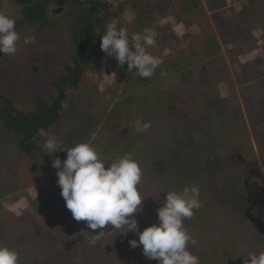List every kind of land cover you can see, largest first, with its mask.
<instances>
[{"label":"rangeland","instance_id":"obj_1","mask_svg":"<svg viewBox=\"0 0 264 264\" xmlns=\"http://www.w3.org/2000/svg\"><path fill=\"white\" fill-rule=\"evenodd\" d=\"M139 1L145 7L139 5L136 11L125 6L119 27L130 35L151 28L165 44L169 41L165 45L160 39L156 48L148 49L160 60L150 79L138 77L135 69L129 72L127 64L121 67L114 58L102 57L72 90L60 119L23 148L21 137L7 132L0 122V246L22 248V264H158L144 257L142 246H130L131 239L139 238L132 232L117 230L95 245L88 243L84 237L91 233L86 231L95 234L100 229L91 230L85 221H76L66 208L51 163L55 156L66 159L67 153H43L49 134L58 135L66 147L91 142L104 157L114 160L131 153L139 161L143 168L139 188L145 196L136 214L141 232L159 224L157 209L166 192L194 184L200 187L202 206L184 226L197 241L190 247L200 264H244L243 256L235 258L242 248L257 254L264 251V236L245 217L248 172L236 159L241 155L245 164L255 162L259 173H264V86L258 73L252 79L249 76L247 84L242 74L250 61L262 56L264 16L255 13L240 21L259 39L260 47L237 54L231 49L236 42L230 32V20L236 17L234 3L201 0L212 28L187 38L188 44L195 42L190 50L201 49L204 54L201 61L190 55L189 64L177 55L171 37L174 33L184 36L186 30L176 24L185 25L193 18L177 2ZM163 3L167 7L162 8ZM69 8L64 0L51 7L49 16L59 18L56 29L41 30L39 23L16 27L20 33L17 54L9 57L2 52L0 95L21 112L34 110L39 100L48 102L55 93L53 82L67 73L74 52L69 34L74 10ZM52 10L60 11L53 17ZM0 11L23 20L22 7L14 0H0ZM170 17L173 20L164 26ZM158 47H165L164 51ZM253 64L256 72L258 66ZM252 111L260 116L258 120L251 121ZM137 119L150 122V127L138 131ZM105 230L113 227L105 226Z\"/></svg>","mask_w":264,"mask_h":264},{"label":"clouds","instance_id":"obj_2","mask_svg":"<svg viewBox=\"0 0 264 264\" xmlns=\"http://www.w3.org/2000/svg\"><path fill=\"white\" fill-rule=\"evenodd\" d=\"M16 17L0 11V52L13 57L18 52L20 33L16 28ZM142 41V42H138ZM28 42L27 40L25 41ZM156 46L154 30L145 28L143 34L130 35L118 21L107 23L100 47L107 57L114 58L119 66L127 64V70L138 77L150 79L157 71L160 60L148 49ZM165 73L161 72L163 76ZM138 131L147 130L150 122L137 119ZM44 154L54 156L66 151L67 158L55 156L51 167L57 170V185L66 208L76 221H85L91 230L100 229L85 236L90 245H95L106 234L121 230V234L132 232L138 239H131L132 248L142 246L148 260L158 264H200L198 255L191 251L196 239L184 226V221L195 215L201 206V191L198 185H185L179 190L166 192V198L157 209L159 224L139 229L136 214L142 210L145 196L139 185L143 179V168L131 153L116 159L102 156L91 142L66 147L56 134H49L42 145ZM110 161V163H107ZM107 164V166H106ZM111 225L112 231L105 230ZM244 264H264V251L259 254L247 247L241 249ZM0 264H22L20 253L8 246H0Z\"/></svg>","mask_w":264,"mask_h":264},{"label":"trees","instance_id":"obj_3","mask_svg":"<svg viewBox=\"0 0 264 264\" xmlns=\"http://www.w3.org/2000/svg\"><path fill=\"white\" fill-rule=\"evenodd\" d=\"M14 1L22 7L23 15L22 21H16V27L22 26L25 23H28L31 26H34L35 24L38 26L37 23H39L38 27H40L41 30H44L47 27H52L54 29L57 28L59 18L53 19L49 16V13L51 12V7L61 0ZM170 1L177 2L183 10V13L193 18V21L195 18L194 23L192 20L186 23L189 27H186V24H180L179 26L178 23L176 24L178 29L184 28L186 32L184 36L179 33L173 34L171 39L176 41L174 50L178 51L177 55H179V53L181 54V59L184 63L188 62L190 64V62L187 61L190 59V55L201 61V56L203 54L201 49H194L195 51L190 50V48H194L195 42L193 40L192 44H188L187 40L189 36L192 38L193 34L198 31L208 33L210 32L209 29L212 28L209 20L206 18L201 0ZM261 1L262 0H232L234 3L232 10L236 13V17L233 16L230 20L232 23L230 32L236 35V42L232 44V48L230 46H228V48L233 49L237 54H246L254 51L260 44L258 43L259 39L253 38L251 30L242 26L240 21L245 17H250L247 19H251V15H254L255 13L261 15V18L263 19L264 5L261 4ZM64 2L67 6L71 7L69 9L74 10L71 15L72 24L69 28V34L74 44V52L72 53L71 61H69V65L66 68V75L52 84L55 89L53 97H51L48 102H42L39 100L40 103H38L32 111L21 112L12 105L10 100L5 99L0 95V122L7 132L21 137L20 146L22 148L27 142L37 137L41 132L49 129L50 126L60 119L61 113L72 93V90L78 87L85 71L91 66H94V63L98 62L99 58L102 59V57H107L106 53L103 52L100 47L102 33L105 32L107 23L111 22L112 19H116L118 21V26H120V17H123V12L126 7H131L133 10L140 11L139 8L144 6L139 0H64ZM139 5L141 6L139 7ZM161 5L162 8L167 7L165 3ZM52 15L55 17V12L53 10ZM258 19L260 21V18ZM161 20L162 18L160 17V22ZM167 20H173V17L165 19L163 24ZM175 21H172V24L170 23V25H175ZM254 21H256V19H254ZM263 22L264 20L262 21V27L264 28ZM222 23L225 22L222 21ZM206 24L208 25L205 26ZM173 29L176 30L177 28L173 27ZM161 38L159 35H155V41H158ZM160 42L161 44H165L166 40L161 39ZM168 43L169 41H167V44L165 45H168ZM260 45L264 47V42ZM248 46L249 50H247ZM213 47H215V50L214 48L212 49L217 53L216 46ZM164 48L165 47H158L157 49L164 51ZM254 62H256L258 66L256 72L253 71ZM254 62L250 61L249 64L243 68L242 74H244V84L249 83V79H252L251 76L253 73H258L257 77L260 76L259 78L264 86V50L262 56L254 59ZM249 76L250 78L248 79ZM216 93L218 94L217 91ZM221 101L223 100L221 99ZM259 117L260 116H258L257 113L255 114L252 111L251 121H256ZM159 170H161L160 167ZM18 252L22 253V248H20ZM116 264L118 263L116 262Z\"/></svg>","mask_w":264,"mask_h":264},{"label":"flooded vegetation","instance_id":"obj_4","mask_svg":"<svg viewBox=\"0 0 264 264\" xmlns=\"http://www.w3.org/2000/svg\"><path fill=\"white\" fill-rule=\"evenodd\" d=\"M1 55L2 52H0V58ZM236 159L238 163L244 166L246 165L248 172L244 179L247 188L245 201L248 206L245 209V217H247L259 232L260 229L257 227V222H259L258 220L264 219V173H259V170L255 168L257 166L255 162H247L245 164V160H242L241 157L236 156Z\"/></svg>","mask_w":264,"mask_h":264},{"label":"water","instance_id":"obj_5","mask_svg":"<svg viewBox=\"0 0 264 264\" xmlns=\"http://www.w3.org/2000/svg\"><path fill=\"white\" fill-rule=\"evenodd\" d=\"M59 11L60 10H58V11H55V12H58L59 13ZM239 157H241V155L239 156ZM242 158V157H241ZM259 222H257L258 223V225H257V227L260 229V234L262 235V236H264V223H263V219L262 220H258Z\"/></svg>","mask_w":264,"mask_h":264}]
</instances>
